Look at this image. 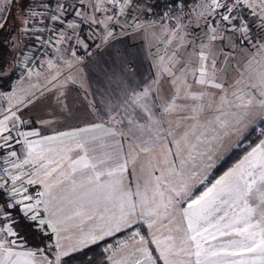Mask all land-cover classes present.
I'll return each mask as SVG.
<instances>
[{"label": "snow or ice", "instance_id": "1", "mask_svg": "<svg viewBox=\"0 0 264 264\" xmlns=\"http://www.w3.org/2000/svg\"><path fill=\"white\" fill-rule=\"evenodd\" d=\"M140 2L39 0L11 46L23 51L20 37L31 36L55 55L0 59V84L20 64L29 84L0 91V264H61L118 233L126 239L103 248L106 264H264V0H203L193 10L199 43L164 12L176 42L151 83L103 115L88 102L95 119L84 127L56 128L83 87L77 50L99 51L117 25L121 36L146 31L155 22L132 14ZM14 211L55 237L54 254L17 251Z\"/></svg>", "mask_w": 264, "mask_h": 264}, {"label": "crops", "instance_id": "2", "mask_svg": "<svg viewBox=\"0 0 264 264\" xmlns=\"http://www.w3.org/2000/svg\"><path fill=\"white\" fill-rule=\"evenodd\" d=\"M38 1L14 0V3L12 4L0 2V10L3 11L4 7V16L7 17L6 25L14 27L21 26L23 28L22 20L26 18V15H24L25 12L27 13L30 8L35 7L38 4ZM146 1L151 2L152 0H145V2ZM145 2H140L139 7L141 4L146 6ZM202 2L203 0L199 1V3L190 10L189 14L193 13V10L197 9ZM164 9H162L161 12L153 9L149 12L153 17L148 20V22L155 23L150 24L146 31L129 32L128 34L121 36L119 35L121 27L118 25L120 30L116 32L117 35L114 40L110 41L107 45H102L99 51L96 50L94 44L90 46L87 51L91 52V55H87L84 58L83 63L79 65L84 82L83 87L77 85L76 88L79 90H73V103L71 107L72 114L71 116L64 115L59 117V123L56 126L57 130L65 131L73 127H84L87 123L95 119V117L87 110L88 102H94L99 110V115H103V108L108 102H111L112 104H123L124 101L129 98L131 90L140 91L151 83L155 78L156 69L153 65L156 62L157 57L164 55L165 51L172 48L175 42L173 40V44L168 43L169 30L173 27L174 21H172L171 18L164 22H161L160 20V16L163 14ZM132 14L138 16L140 19V14L137 12V9H133ZM178 15L179 14L174 16ZM68 19H72V17L69 16ZM123 19L124 18H122V22ZM128 19H130V17H128ZM33 31H35V28ZM185 33H187L186 39L189 38L190 36L188 37L187 30H185ZM21 38L24 40L25 48L23 55L28 56L34 51V48L32 47L34 39L31 36H21ZM122 38H124L125 41H123L124 39L122 40ZM72 47L75 48L74 45H72ZM80 51L86 53L84 49L80 48L77 50V55H79ZM54 55V50L49 49V51L42 55L38 61L52 58ZM19 67V74L13 80L10 88L2 92H11L12 89L16 88L18 82L25 88L29 86L27 82L19 80L22 76V64H20ZM32 82H35V80L33 79ZM85 95L88 97L87 101L83 99ZM7 106V99L0 97V109ZM41 114L42 113L39 109H33L31 118L38 120ZM97 122H99V120H97ZM33 127H39V125L34 123ZM42 134L51 135L52 130H42ZM33 139L37 138L33 137ZM124 144L125 147H127L126 140L124 141ZM124 234L126 233L121 234L112 241H108L105 246L111 244V242H115L117 238ZM54 239L55 237L52 235V241L50 242L51 245ZM29 250L36 251L38 249L20 244L17 248V251L21 252ZM55 251L54 248V252L52 253L54 254ZM50 257L51 256H49V258Z\"/></svg>", "mask_w": 264, "mask_h": 264}, {"label": "trees", "instance_id": "3", "mask_svg": "<svg viewBox=\"0 0 264 264\" xmlns=\"http://www.w3.org/2000/svg\"><path fill=\"white\" fill-rule=\"evenodd\" d=\"M144 1V0H142ZM190 0H179V2L187 3ZM145 2V1H144ZM179 2L176 0H152L151 2L146 1L145 4L147 7L152 8L153 10H158L161 12L162 9L166 8L167 4L177 5ZM167 3V4H166ZM21 26H7L3 32H0V41H3V44H0V59L5 61H10L13 58V55L17 59L21 58L22 52L17 49H13L11 46V39L13 36H19L21 34ZM20 49L24 50V40L20 37ZM20 65H16L15 71L10 74V76L0 84V91H4L10 88L13 80L19 74ZM252 140H255V136H252ZM239 152L233 153L229 161L226 163L230 164L232 160L239 155ZM223 170V167L215 170L214 175H219ZM8 199V198H5ZM13 216L16 221V230L20 234V242L24 246H28L34 249H43L49 252L50 242L52 241V234L47 230L41 231L38 230L34 222H29L23 219V214L20 212H13ZM123 233H118L116 237L120 236ZM114 237V238H116ZM114 238H107L105 241L98 242L96 244H91L78 252L72 253L69 257L62 258L61 264H106V253L103 252V248L108 241L114 240Z\"/></svg>", "mask_w": 264, "mask_h": 264}, {"label": "rangeland", "instance_id": "4", "mask_svg": "<svg viewBox=\"0 0 264 264\" xmlns=\"http://www.w3.org/2000/svg\"><path fill=\"white\" fill-rule=\"evenodd\" d=\"M38 1V0H37ZM145 1V0H144ZM199 1H201V0H196V1H194L192 4H191V6L189 7V8H187L185 11H183L182 13H180L178 16H180L181 18H182V22H183V24H184V32H185V30H187L188 31V37L189 38H187V39H192V37L193 36H196V37H198L199 39L197 40V43H199V41L201 40V39H203V31H204V29H202V28H197L196 27V23H197V19H196V13H195V11L193 12V13H191V14H189V12H190V10L191 9H193L198 3H199ZM33 2H36V1H33ZM38 3H39V1H38ZM203 3V2H202ZM145 7H147V6H145L144 4H141V6L137 9V12H139V14H140V20H141V22H145V21H148V20H150L153 16L149 13V12H145L144 11V9H145ZM1 8V7H0ZM1 11V10H0ZM5 13H4V7H3V11H1V15H4ZM24 15H26V12H25V14ZM173 21V20H172ZM118 30H120V28H118V25L115 27V32H117ZM84 31L85 32H87L88 31V28L87 27H85L84 28ZM124 38H122V40H123ZM123 41H125V39L123 40ZM175 41V40H174ZM176 42V41H175ZM175 42H174V44H175ZM75 46V45H74ZM76 47V46H75ZM25 49V48H24ZM80 49V48H79ZM23 53H24V50H23V52H22V55H21V58L20 59H23V57H25V56H27V55H23ZM258 60H264V58H261V57H258L257 58ZM21 70V69H20ZM135 175H136V173H132V175L130 176V178L131 179H134L135 178ZM30 191H32V187H30ZM120 239H126V234H124V235H122L121 237H119V238H117L116 239V241L117 240H120ZM115 241V242H116ZM115 242H111V244L112 243H114L113 245H115ZM18 243L20 244V245H23L20 241H18ZM51 245V244H50ZM41 249V248H40ZM39 250V249H38ZM49 252H54V246L53 247H51V248H49V250H48ZM49 252H47V250H44V253L45 254H49ZM50 258H52V256L50 257Z\"/></svg>", "mask_w": 264, "mask_h": 264}, {"label": "built area", "instance_id": "5", "mask_svg": "<svg viewBox=\"0 0 264 264\" xmlns=\"http://www.w3.org/2000/svg\"><path fill=\"white\" fill-rule=\"evenodd\" d=\"M194 1L196 0H190L187 3L179 2L177 5L168 4L166 8L163 10L164 12H168L170 17L182 13L185 9H187ZM170 19V18H169ZM49 51V48L39 47L34 48V51L30 53L28 56L35 54L37 60L44 54H46ZM80 56H83L84 58L87 56L86 53L81 52L79 53ZM23 68V65H22Z\"/></svg>", "mask_w": 264, "mask_h": 264}]
</instances>
